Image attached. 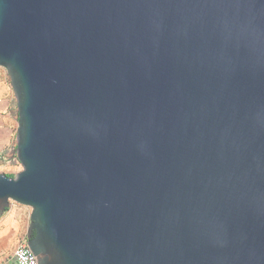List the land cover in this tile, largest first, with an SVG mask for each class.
I'll list each match as a JSON object with an SVG mask.
<instances>
[{
	"label": "water",
	"instance_id": "water-1",
	"mask_svg": "<svg viewBox=\"0 0 264 264\" xmlns=\"http://www.w3.org/2000/svg\"><path fill=\"white\" fill-rule=\"evenodd\" d=\"M37 264H264V0H0Z\"/></svg>",
	"mask_w": 264,
	"mask_h": 264
},
{
	"label": "crops",
	"instance_id": "crops-1",
	"mask_svg": "<svg viewBox=\"0 0 264 264\" xmlns=\"http://www.w3.org/2000/svg\"><path fill=\"white\" fill-rule=\"evenodd\" d=\"M15 125L17 126L15 98L5 71L0 69V155L6 152L7 147L12 145V143L13 145L16 144ZM0 168H4L1 164V159ZM15 213L16 208L10 204L8 211L0 217V264H14L13 254L9 256L7 253L8 244L13 235L11 231L6 232L3 226L5 223H9L11 219L15 220Z\"/></svg>",
	"mask_w": 264,
	"mask_h": 264
},
{
	"label": "rangeland",
	"instance_id": "rangeland-1",
	"mask_svg": "<svg viewBox=\"0 0 264 264\" xmlns=\"http://www.w3.org/2000/svg\"><path fill=\"white\" fill-rule=\"evenodd\" d=\"M15 129H17V126L15 125ZM16 132V130H15ZM12 145L7 147V151L9 148H11ZM6 151V152H7ZM1 173L0 174H13L16 175L21 171V167L19 166H7L5 168H0ZM16 208V213L14 214L15 220L11 219L9 223H5L3 226V229H5L6 232H12V239L10 243L8 244V250L7 253L10 255L13 254L14 249L22 244L24 241H26V231L29 225V216L31 213V209L15 204V203H10ZM8 210L5 211V213ZM14 218V217H13Z\"/></svg>",
	"mask_w": 264,
	"mask_h": 264
},
{
	"label": "built area",
	"instance_id": "built-area-1",
	"mask_svg": "<svg viewBox=\"0 0 264 264\" xmlns=\"http://www.w3.org/2000/svg\"><path fill=\"white\" fill-rule=\"evenodd\" d=\"M15 147L16 144H14L7 152L0 155L1 164L4 168L7 166L21 167L15 155ZM13 259L14 264H37L35 258L26 245V241L14 249Z\"/></svg>",
	"mask_w": 264,
	"mask_h": 264
},
{
	"label": "trees",
	"instance_id": "trees-1",
	"mask_svg": "<svg viewBox=\"0 0 264 264\" xmlns=\"http://www.w3.org/2000/svg\"><path fill=\"white\" fill-rule=\"evenodd\" d=\"M6 176L12 178L14 175L8 174Z\"/></svg>",
	"mask_w": 264,
	"mask_h": 264
}]
</instances>
